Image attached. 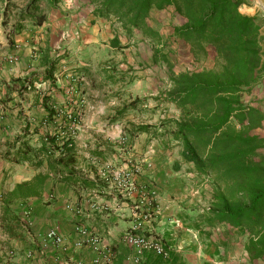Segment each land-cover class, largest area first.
I'll return each mask as SVG.
<instances>
[{
    "label": "crops",
    "instance_id": "1",
    "mask_svg": "<svg viewBox=\"0 0 264 264\" xmlns=\"http://www.w3.org/2000/svg\"><path fill=\"white\" fill-rule=\"evenodd\" d=\"M65 1L67 10L61 0L57 8L45 10L46 19L41 25L24 21L23 28L12 33L16 14H3L6 0H0V195L38 171L26 162H11L5 152L17 136L26 134L29 142L37 145L40 135L51 133L49 125L43 126L42 122L51 123L50 111L54 112L55 104L64 102L67 81L62 76L61 62L66 45L76 34L73 30L78 28L82 34L86 28L80 23L86 25L87 20L103 23L102 18L93 16V7L86 0H81V8L75 0ZM239 11L253 17L259 25L261 57L255 82L245 90L243 101L264 114V0H244ZM93 31L91 35L97 36L98 28ZM137 33L134 30L133 35L139 38ZM134 61L127 59L128 64ZM79 71L84 72V68ZM16 78H27L32 89L20 92L19 86L12 83ZM133 81L132 99L157 94V90H152L157 78L139 76ZM68 108L73 111L75 105ZM259 133L264 138V120ZM173 143L167 136L149 138L140 134L131 139L128 155L119 149L111 150L115 152L104 158L108 159L104 168L125 173L126 189L119 187L116 180H101L90 171L84 175L86 163L90 159L95 162L96 158L84 163L79 155L75 167L94 185L74 187L50 177L41 196L13 204L12 209L18 214H27L19 216L28 231L22 233V239H14L0 227V264H56L58 259L89 264L96 258L125 264L132 250L123 243L121 235L133 223L132 205L141 190L149 193L156 211L144 231L159 240L168 254L162 257L145 252L140 264H263L262 260L251 261L243 249V228L205 222L204 212L212 191L210 180L197 175L190 163L181 162L180 148H171ZM175 161L180 162L178 170L173 169ZM21 171L27 175L23 177ZM50 229L62 235L63 246L43 244L41 238ZM87 234L97 237L98 249L86 243ZM28 251L33 252L30 257L25 255Z\"/></svg>",
    "mask_w": 264,
    "mask_h": 264
},
{
    "label": "trees",
    "instance_id": "2",
    "mask_svg": "<svg viewBox=\"0 0 264 264\" xmlns=\"http://www.w3.org/2000/svg\"><path fill=\"white\" fill-rule=\"evenodd\" d=\"M25 1L24 7L15 10L12 33H18L24 21L41 25L46 19L45 7L57 8L61 2ZM86 1L93 7L95 18L117 23L126 36L139 31L152 42L153 62L161 58L167 65L168 86L152 96L156 103L153 110L172 105L177 115L164 114L154 124H132L125 128L128 137L167 136L178 145L181 162L190 163L197 175L210 180L212 191L204 212L205 222L243 228L246 237L242 245L249 259L264 261V138L259 133L264 114L243 101L245 90L255 82L261 59L259 25L253 17L239 11L244 0ZM11 8L17 9L14 0H6L3 14L11 12ZM166 8L181 18L172 26L168 38L149 23L153 11ZM168 39L187 46L190 65L177 70L171 65L163 54L166 46H172ZM108 44L115 50L126 48L117 35ZM208 57H212L210 67L194 68ZM52 70L53 66L49 72ZM103 72L109 81H119L107 69ZM12 83L19 86L20 92L32 89L27 78H16ZM145 103V98L135 97L118 108L109 121H118ZM72 127L70 123L62 133L40 135L37 145L31 144L26 134L8 145L6 158L15 163L26 162L38 170L30 179L0 195V227L9 237L22 239V233L28 231L12 205L41 196L46 179L54 177L74 187L94 185L75 167L79 154ZM93 155L99 157L101 152ZM179 166V161L173 163L174 170Z\"/></svg>",
    "mask_w": 264,
    "mask_h": 264
},
{
    "label": "rangeland",
    "instance_id": "3",
    "mask_svg": "<svg viewBox=\"0 0 264 264\" xmlns=\"http://www.w3.org/2000/svg\"><path fill=\"white\" fill-rule=\"evenodd\" d=\"M68 1L70 2V0ZM75 1L78 2L80 8L84 7L81 0ZM25 2V0H14L18 9L24 7ZM66 4L68 5L65 0L61 4L65 10L68 9ZM47 8L45 7V10ZM10 11L9 13L13 17L15 8H11ZM180 20L181 18L171 8H166L162 11H153L149 23L163 37L168 38L172 26ZM80 24L85 26L86 29L82 34L78 28L77 31L73 30L76 34L66 45L64 61L61 62L63 66L62 76H65L67 81L64 85L66 94L63 98L64 102L61 105H54L53 110L55 113L52 116L50 113L49 118L51 117V120L48 119L51 123L44 120L42 125H49L51 133L55 131L62 133L63 129L71 123L75 133L76 147L79 155L83 158V162L88 158H96V160L94 159L95 162H91L90 159V162L86 163L83 168L84 175L89 174L90 171L102 180L101 175L105 169L104 162L108 160H105V157L109 158V155L117 149L120 152H126L127 155L129 154L131 139L125 132V128H130L132 124L138 123H157L158 119L164 114L177 115V110L172 105L164 108V110H153L156 103L152 96L147 94L142 97L146 100L145 108L134 112L129 111L118 121H109V118L118 108L132 99L133 78L139 76L157 78L156 87H152L154 92L166 88L168 86L167 65L165 60L162 61L161 58L157 62H153L152 42L142 37L139 31L137 33L139 38L133 34L130 37L126 36L117 23H111V21L105 19H103V23L97 21L93 23L87 20L86 25ZM96 28H98L97 36L91 35ZM82 30L84 29L82 28ZM114 35L119 37L121 44H125L126 48L123 50L111 48L108 42ZM168 41L171 42L172 46H166L163 54H166L171 65L176 70L185 64L190 65L187 46L169 39ZM137 47L140 48L137 50ZM127 48L129 49L127 50ZM58 51H61V47ZM129 57L135 60L132 64L127 63ZM211 65L212 57H208L198 61L193 66L200 69ZM81 68H84V72L79 71ZM104 68L119 81L115 83L109 81L103 72ZM71 105H75L73 113L72 109L68 108ZM176 146L178 145L173 143L171 148L175 149ZM113 149L115 151L110 152ZM93 152H101V156H94ZM21 172L23 177L27 175L25 171ZM19 215L26 216L27 214L22 213Z\"/></svg>",
    "mask_w": 264,
    "mask_h": 264
},
{
    "label": "built area",
    "instance_id": "4",
    "mask_svg": "<svg viewBox=\"0 0 264 264\" xmlns=\"http://www.w3.org/2000/svg\"><path fill=\"white\" fill-rule=\"evenodd\" d=\"M13 57H9V60H13ZM71 122V120H70ZM117 172V171H116ZM102 180L109 181L114 179L118 182L119 187L127 188V176L122 171L117 173L111 172L108 169H104L102 173ZM155 206L153 200L147 191L141 190L139 199L136 203L132 205V216L133 223L125 230L121 235V240L125 245H127L131 250L132 254L126 258L125 264H140V259L145 252H153L156 255L166 257L168 252L163 244L155 239L151 238L145 233L146 226L150 224L154 217ZM43 244L51 243L54 246H63L64 238L55 229H50L44 233L41 238ZM86 243L90 244L94 249H98V239L95 236L87 234ZM33 252H26V256L30 257ZM102 260L101 258H96L92 260L89 264H111L108 258ZM56 264H83L82 262H70L68 260L58 259Z\"/></svg>",
    "mask_w": 264,
    "mask_h": 264
}]
</instances>
